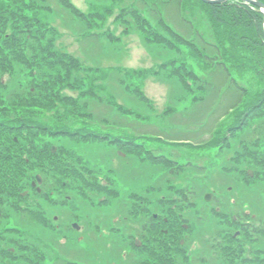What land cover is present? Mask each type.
Listing matches in <instances>:
<instances>
[{"label": "rangeland", "instance_id": "1", "mask_svg": "<svg viewBox=\"0 0 264 264\" xmlns=\"http://www.w3.org/2000/svg\"><path fill=\"white\" fill-rule=\"evenodd\" d=\"M69 2L78 15H71L62 10L57 2H54L53 7L55 12L60 14L56 16L51 12L43 13L56 28L54 49L66 55V58L71 56L77 67L69 76L70 82L84 84L82 90L74 92L63 89L61 92L64 97L72 96L74 102L64 103V109H59L61 114L77 116L69 119L66 124L72 130L85 126L91 131H98L99 135L104 133L111 137L134 138L137 144H143L150 152L153 151L154 156L168 157L173 163L179 162L177 165L181 163L183 168L164 167L162 170L155 165L141 164L134 158L138 157L135 153H130V157L118 156V150L110 145L111 139L107 142L96 141V144L83 145L66 138H62V142L59 143L58 138L46 136L45 139L47 138L53 147L63 145L75 152L82 161L89 164L91 171L92 167H98L101 175H97V183L105 187L103 191L106 194L93 193L90 188L80 189V183L73 184L78 187L77 190L56 183L57 186L54 187L58 191L56 195L52 192L51 180L45 183L43 180L41 189L49 191V197L54 203L53 206H49L47 201L44 200L47 204L41 202L47 211L49 226L41 228L33 224L28 227L19 225L11 216L3 221V225L6 229L18 228L20 231H26L32 239L37 238L40 244L47 245V249L39 250L45 259L43 264H55L52 260L56 259H68L75 264H121L117 260V255H112L115 247L113 243L119 242L121 233L123 232L122 235L129 239L131 231L129 232L127 227L137 228L139 225L135 226L136 223L142 224L148 220L146 217L155 213L164 216L158 198L176 192V188L171 189L172 192L168 191L171 186L184 191L194 188L199 191V206L182 211L183 217L194 225L191 226V230L195 228L193 232L185 234L186 239L182 244L188 259L187 263L184 261L183 263L223 264L222 258L218 259L219 256L215 255L214 250H209L211 246L209 238L225 229L222 230V226H218L220 224L218 219V225L214 224L210 219H213L212 215L210 212L205 213L204 208L208 206L211 209L219 204L229 203V211L234 214L244 209L241 206L246 201H250L252 208L256 212L261 210L263 214L261 217H264V194L259 195L260 197H256V194L246 197L245 193L243 196L238 188L241 184L235 185L230 177L220 172L224 164H233L241 160L240 163L245 162L251 169L250 177L246 174L249 186L255 192L262 183L260 189L264 191V156L258 155L259 144L256 145L259 139H262L261 142L264 144V125H258L264 118V106L254 113L261 118L248 119L246 125L243 119L241 127L227 132L230 126L238 125L242 109L240 107V110L225 116L229 103L238 99L234 85L230 84V77L226 82L227 76L221 70H213L210 63H203L193 52L203 51L209 57L215 55L213 49L201 43V34L214 46L219 43L216 41L209 16L204 11L191 8L190 0H184L183 5L187 6L184 8L181 5L178 8L177 2L161 6L155 0H69ZM85 30L91 31L87 33L91 39L86 40L81 36ZM235 39L238 40V37ZM186 40L188 43L184 42ZM232 46L226 41L224 48L231 49ZM248 58L254 56L249 54ZM254 59H258V56L256 55ZM237 64L238 68H234L230 74L236 86L248 93L245 102L255 95L259 97L264 91V85L260 84L254 65L243 69L245 64L241 59ZM227 65L230 67V64ZM59 72V75L63 74L62 71ZM22 74H18L17 71L15 77L21 81L24 78V82L26 77L29 80L28 73ZM64 76L67 77L66 72ZM6 80L7 77H3L2 81ZM48 82L51 86L56 85L54 88L56 91L59 89L60 84L54 79ZM186 82L189 86L185 85ZM88 86L93 89V95L88 92ZM7 89L9 88L0 89V97L4 96ZM52 114L46 117L49 119ZM85 114L92 115L91 119L83 118ZM140 132L152 136L145 135L140 138L138 136ZM222 135L228 137L226 146L222 145L223 149L214 147L213 143H217ZM41 136L44 138L42 134ZM155 139H161V143H157ZM210 142L213 143L209 144ZM175 144L188 146L184 148ZM210 145L211 147H208ZM260 150H264V145ZM172 173L173 176L170 175ZM256 177L257 179L262 177L263 180L257 182L258 188L252 187L255 185L252 182ZM158 185L167 187L166 195L162 196L163 193H159L156 197V192H146L149 187ZM233 185L236 190L228 193L226 187ZM210 194L211 202H206L205 198ZM87 196L99 198L100 201L106 202L104 203L106 206L104 209L94 207L86 199ZM102 196L106 199L103 200ZM111 203L118 208V215L117 210L110 206ZM71 206L77 211L75 212ZM138 208L146 210L147 213L144 214L147 216L138 214L137 217L134 213L136 219L131 220L128 214ZM195 213H199V217L203 219L204 214H207L208 219L205 220L210 224L203 220L198 223ZM88 221H94L93 224L100 228L98 235H94V229L87 228ZM74 222L79 225L80 230L73 233L69 226ZM111 225L116 232L107 236L105 227L111 232ZM189 229L190 227H187L186 231ZM52 231L65 240L53 244ZM163 232H168L164 226ZM115 234H118V239L115 238ZM168 234L173 236L171 231ZM163 236L167 237L165 234ZM34 239L30 242L37 246ZM66 240L70 243L67 244ZM136 242L139 243V240L134 239L133 246ZM248 249L250 250L249 246L246 247V251ZM259 249L264 252V244ZM258 256L264 260V255ZM252 258L254 257H249L245 252L242 254L243 260L252 261Z\"/></svg>", "mask_w": 264, "mask_h": 264}, {"label": "trees", "instance_id": "2", "mask_svg": "<svg viewBox=\"0 0 264 264\" xmlns=\"http://www.w3.org/2000/svg\"><path fill=\"white\" fill-rule=\"evenodd\" d=\"M256 1L264 3V0ZM54 2H57L59 7L67 13L78 15L69 0H0V89L9 88L4 93V96L0 97V264H43L45 261L39 250L41 251V248L47 249V245H42L39 243V239L36 238L35 240L33 238L37 242L36 246L30 242L33 239L26 231H20L18 228L6 229L3 225V221L8 220L10 216L17 220L19 225L22 224L28 227L33 224L41 228L46 225V220H48L47 211L44 207L37 206L36 199L34 200V206H26L24 208V205L19 208L20 202L25 203L29 199V197H22L21 193L30 190L29 183L36 176H40L44 183L49 180L59 179L57 184H61L63 187L65 185L66 188L77 190L78 187L73 184L80 183V189L90 188L93 193L106 194L103 191L105 187H101L99 182L97 183V175H101V171L97 170L98 167H92L91 171L86 161H82L75 152L73 153L66 149L63 145L57 146L56 153H53L51 151L52 144L50 145V142L46 140L47 138H58L59 141L57 142L59 143L62 142V138H66L71 140V142L83 145L96 144V141L107 142V140L111 139L113 143L111 142L110 145L114 146L118 152L120 151L125 157H130V153H135L138 157L134 158H137L141 164L155 165L162 170L164 167L169 169L183 168L181 163L177 165L179 162L175 161L173 163L168 157L154 156L153 151L150 152L143 144H137L134 138L111 137L104 133L103 136L99 135L98 131H91L85 126L81 129L72 130L66 124L77 116L76 114H61L59 109H64V103H74L72 96L71 98L64 97L61 92L63 89H70L74 92L82 90L84 84L83 82H70L71 77L69 76H71L72 70L76 67L72 60L73 58L71 59V56L66 58V55L54 49L56 28L49 22V17L43 14H49L50 12L55 13L56 16L60 14L55 12ZM155 2L161 6L176 2L178 8L180 5L182 8L186 6L183 5L184 0H155ZM190 2L191 8L204 11L209 16L213 24L212 29L215 31V37L217 38L216 41L219 43V45L214 46L201 34V43L207 48L213 49L215 55L209 57L203 51L202 53L198 50L193 51L198 59L203 61V63H210L212 68H214L213 70H221L227 76L226 82L229 77L230 79L232 78L230 74L232 70L238 68L239 64H237V61H240V59L244 60L245 66L243 69L254 65L258 80L260 84L264 85V16L262 13L255 7L238 1H229L224 5L214 6L206 5L200 0H190ZM89 31L85 30V33L82 32L84 34H81L86 40L91 39V36L87 34ZM237 37L238 40L235 39ZM226 41L233 45L231 49L224 48ZM184 42L188 43L187 40ZM249 54L254 56V58L257 55L258 59H249ZM227 64H230V67ZM17 71L21 75H23L22 72L25 75L28 73L29 80L27 77L25 82L24 78L22 81L18 80L19 78L15 77ZM59 71H62L63 74L59 75ZM64 72L67 73V77L64 76ZM3 77H7L8 80L2 81ZM50 79H54L55 82L60 84L57 91L54 89L56 88L55 84L51 86V83H47ZM230 79L229 82L234 85L238 99L236 102L229 103L225 116L235 113L240 110V107L242 110L238 125L230 126L227 132L241 127L244 120V125H246L248 119L253 117L261 118V116L254 113L260 111L261 106H264V91L259 97L255 95L254 98H250L248 102H245V96L248 93L243 88L236 86L237 84H235L233 78L231 81ZM185 85L189 86V83L186 82ZM87 90L92 95L94 94L92 93L93 89L89 88V86ZM50 113L53 114L48 119L46 116ZM91 117L92 115L85 114L83 118L91 119ZM261 124L264 125V118L262 122H258V125ZM145 135L152 136L149 133L140 132L138 134L140 138ZM46 136L47 138L45 139ZM227 139L228 137L226 138V136L222 135L217 143H213V141L209 144L213 143L214 147L223 149L222 145H225ZM261 140L259 139L256 142V145L259 144L257 153L264 156V150H260L264 145ZM155 141L161 143V139H155ZM175 145L184 148L188 146ZM208 147H211V145ZM240 162L241 160H237L233 164H224L220 172L230 177L231 181L235 182V185L241 184L238 188L243 196L246 193V197L251 194H256V197H260L259 195L264 194V191L260 189L262 183L260 187L258 186L259 188L256 185H258L257 182L260 183L259 181L263 182L262 177L260 179L256 177L252 182L253 185L255 184L252 187L258 188L254 192L249 186V180L247 179L251 169L245 162ZM241 164L244 165L243 168ZM220 172L218 171V173ZM173 174L170 175L173 176ZM161 177H163V174ZM88 178L89 181H87ZM200 180L202 182V179ZM235 185L226 187L228 193L236 190ZM174 188H176V192L170 191ZM166 190V186L158 185L156 187L151 186L146 192H156V197H158L159 193H163L162 196L166 195ZM168 191L172 193L161 199L158 198V202L161 203L159 205L160 210H162L161 213L164 216L155 213L157 214V219L154 220L153 215H150L146 217L148 220L142 224L136 223L135 226L139 225L137 228L129 229L130 227H127V230L131 231L128 236L129 239L124 236L118 239V234H115V238L119 242L115 241L113 243L115 247L112 255H117V260L121 264H184L183 261L187 263L188 258L181 242L186 239L185 234L193 232L195 228L191 230V226L194 225L190 220L183 217L182 211L199 206V191L194 188L184 191L179 187L173 186L168 188ZM46 192L49 193L48 190L43 189L41 194L45 195L44 199L48 201ZM113 195L115 196V194ZM36 197H38L40 202L41 196ZM101 198L103 200L106 199L103 196ZM154 198L155 196L152 199ZM86 199L94 207L98 206L100 209H104V206H106L104 205L106 202L100 201L99 198L87 196ZM65 204L68 205V202ZM185 204L187 208H185ZM39 205L42 206L40 203ZM47 205L52 206V201H49ZM110 206H112L113 210H117L118 215V208H115V204L111 203ZM71 207L75 212L77 211L73 206ZM229 207L230 205L227 203L225 205L219 204L211 209L208 206L204 208L205 213L210 212L212 215L213 219H210L214 224L218 225V222H220L218 226H222V230L225 229L209 238L212 246L209 247V250H214L215 255L219 256L218 259L222 258L221 263L223 262V264L264 263V260L258 256L264 255V252L259 249L264 244V217H261L263 215L262 211L258 210L256 212L252 208L250 201H246L241 206L244 209L234 214L229 211ZM139 208L128 214L131 220L136 219L134 213H136L137 217L138 214L147 213L146 210ZM146 213L144 216H147ZM204 216L203 219V217H199V213H195L198 223L203 220L205 223L210 224L209 221L205 220L208 219L207 214H204ZM217 219L219 220L218 222ZM89 222H86L87 228L90 225ZM163 226L165 230H168L165 234L166 238L163 236ZM185 227H190L188 232ZM170 231L173 236L167 235ZM236 232L240 233L239 236L236 235ZM156 234L161 238L155 237ZM59 238L62 237L57 236L52 231L51 241H54L53 244L59 243ZM134 239L139 240L140 247L135 244L133 246ZM69 243L70 241H67V244ZM122 245H124L123 248ZM247 246L253 252L249 249L246 251ZM244 252L249 257H254L252 258L253 262L249 259H242ZM52 261L55 264H75V262L68 259Z\"/></svg>", "mask_w": 264, "mask_h": 264}, {"label": "water", "instance_id": "3", "mask_svg": "<svg viewBox=\"0 0 264 264\" xmlns=\"http://www.w3.org/2000/svg\"><path fill=\"white\" fill-rule=\"evenodd\" d=\"M201 1H203L205 4H208V5H214V4L215 5H220V4H223V3H225V2H227L229 0H201ZM242 1L245 2V3H249V4H251L254 7H257L258 9L260 8V9H262L264 11V5L261 4L260 2H256V1H252V0H242ZM52 150L54 151V149H52ZM38 181H39V179H38ZM209 198L210 197L207 196L205 198V200L210 201ZM74 228H76V227H74Z\"/></svg>", "mask_w": 264, "mask_h": 264}]
</instances>
